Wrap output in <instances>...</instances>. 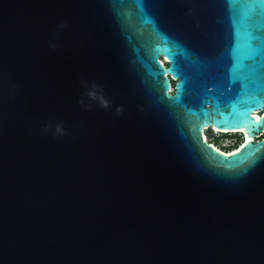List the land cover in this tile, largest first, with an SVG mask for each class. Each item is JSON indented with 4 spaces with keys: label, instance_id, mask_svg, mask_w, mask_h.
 <instances>
[{
    "label": "water",
    "instance_id": "water-1",
    "mask_svg": "<svg viewBox=\"0 0 264 264\" xmlns=\"http://www.w3.org/2000/svg\"><path fill=\"white\" fill-rule=\"evenodd\" d=\"M0 264H264V0H0Z\"/></svg>",
    "mask_w": 264,
    "mask_h": 264
},
{
    "label": "built area",
    "instance_id": "built-area-1",
    "mask_svg": "<svg viewBox=\"0 0 264 264\" xmlns=\"http://www.w3.org/2000/svg\"><path fill=\"white\" fill-rule=\"evenodd\" d=\"M205 137L207 141L225 152L236 150L242 144V140H244L241 131H226L213 127H208L205 130Z\"/></svg>",
    "mask_w": 264,
    "mask_h": 264
},
{
    "label": "clouds",
    "instance_id": "clouds-1",
    "mask_svg": "<svg viewBox=\"0 0 264 264\" xmlns=\"http://www.w3.org/2000/svg\"><path fill=\"white\" fill-rule=\"evenodd\" d=\"M61 27H63V24L61 25Z\"/></svg>",
    "mask_w": 264,
    "mask_h": 264
},
{
    "label": "trees",
    "instance_id": "trees-1",
    "mask_svg": "<svg viewBox=\"0 0 264 264\" xmlns=\"http://www.w3.org/2000/svg\"><path fill=\"white\" fill-rule=\"evenodd\" d=\"M244 140H242V142H243Z\"/></svg>",
    "mask_w": 264,
    "mask_h": 264
},
{
    "label": "rangeland",
    "instance_id": "rangeland-1",
    "mask_svg": "<svg viewBox=\"0 0 264 264\" xmlns=\"http://www.w3.org/2000/svg\"><path fill=\"white\" fill-rule=\"evenodd\" d=\"M243 142H244V141H243ZM243 142H242V143H243Z\"/></svg>",
    "mask_w": 264,
    "mask_h": 264
}]
</instances>
